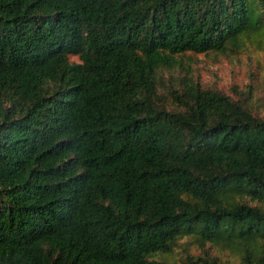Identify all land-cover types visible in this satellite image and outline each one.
Segmentation results:
<instances>
[{
	"label": "trees",
	"instance_id": "trees-1",
	"mask_svg": "<svg viewBox=\"0 0 264 264\" xmlns=\"http://www.w3.org/2000/svg\"><path fill=\"white\" fill-rule=\"evenodd\" d=\"M246 39L264 0H0V264H264V117L163 78Z\"/></svg>",
	"mask_w": 264,
	"mask_h": 264
},
{
	"label": "rangeland",
	"instance_id": "rangeland-1",
	"mask_svg": "<svg viewBox=\"0 0 264 264\" xmlns=\"http://www.w3.org/2000/svg\"><path fill=\"white\" fill-rule=\"evenodd\" d=\"M176 56L182 62L164 70L166 84L175 82L179 76L188 72L203 86L222 90L245 101L255 114L264 117V42L258 44L252 39H246L244 45L236 51H185ZM71 59L79 60V57L72 55ZM187 254L207 257L210 254L232 264L240 261L239 253L234 250L224 249L210 242L202 246L190 236H183L178 240L170 261L182 264ZM194 264H201V261Z\"/></svg>",
	"mask_w": 264,
	"mask_h": 264
}]
</instances>
